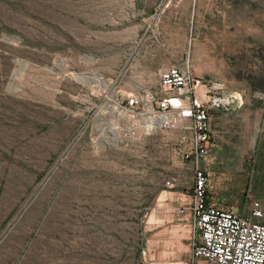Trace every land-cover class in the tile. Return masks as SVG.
<instances>
[{
  "label": "rangeland",
  "instance_id": "rangeland-1",
  "mask_svg": "<svg viewBox=\"0 0 264 264\" xmlns=\"http://www.w3.org/2000/svg\"><path fill=\"white\" fill-rule=\"evenodd\" d=\"M174 65L241 94L210 195L264 205V0H0V264H158L189 237L194 131L115 107Z\"/></svg>",
  "mask_w": 264,
  "mask_h": 264
},
{
  "label": "built area",
  "instance_id": "built-area-1",
  "mask_svg": "<svg viewBox=\"0 0 264 264\" xmlns=\"http://www.w3.org/2000/svg\"><path fill=\"white\" fill-rule=\"evenodd\" d=\"M235 103L243 104L241 94L215 92L202 79L174 65L162 73L157 92H136L115 105L117 112L135 115L134 120L142 122L150 117L149 127L154 126L151 117L164 116V123H156L154 132L176 128L194 131V181L186 190V200L176 209L191 240L185 264H264L263 203L250 197L248 210L220 205L210 195L211 175L203 165L216 147L213 111L229 112ZM166 185L174 188L175 181L168 180Z\"/></svg>",
  "mask_w": 264,
  "mask_h": 264
},
{
  "label": "crops",
  "instance_id": "crops-1",
  "mask_svg": "<svg viewBox=\"0 0 264 264\" xmlns=\"http://www.w3.org/2000/svg\"><path fill=\"white\" fill-rule=\"evenodd\" d=\"M214 120H213V131H214V137L215 140H217L218 143L224 141V132L221 130L220 126L224 120L225 114L220 111V110H214ZM212 158L209 160L207 159L205 162H203V165L205 167H208V169H211L212 166ZM192 167H193V162H192ZM210 171V170H209ZM211 175V171H210ZM212 183L214 182L212 177H211ZM218 180V184H219ZM216 183V182H215ZM182 184L179 182H176V186L179 187ZM175 186V188H176ZM183 187V186H182ZM189 187L186 188V186L182 189L183 191L180 192H173L175 194H178V199L180 204H183L184 201L186 200V190H188ZM173 239L177 240V242L173 243L172 245H167L165 244L162 246L159 251H158V257H159V262L158 264H185L189 252L191 250V240L188 236H183V234H175ZM184 239L185 241V248H182L181 240ZM185 256V257H184Z\"/></svg>",
  "mask_w": 264,
  "mask_h": 264
},
{
  "label": "bare ground",
  "instance_id": "bare-ground-1",
  "mask_svg": "<svg viewBox=\"0 0 264 264\" xmlns=\"http://www.w3.org/2000/svg\"><path fill=\"white\" fill-rule=\"evenodd\" d=\"M125 114L127 115V114H130V113H124V116H125ZM119 115H120V113H119ZM123 116V115H122ZM128 116V115H127ZM125 120V119H124ZM128 120V119H127ZM117 127V126H116ZM119 128V130H118V134L115 136V139H113L115 142L116 141H123V140H125V139H127V135L126 134H128L129 132H126V130H125V133H122V130H124V129H120V127H118ZM123 128V127H122ZM126 129H128V131L131 129L130 127H127ZM117 131V130H116ZM121 139H123V140H121ZM114 143V142H113Z\"/></svg>",
  "mask_w": 264,
  "mask_h": 264
}]
</instances>
